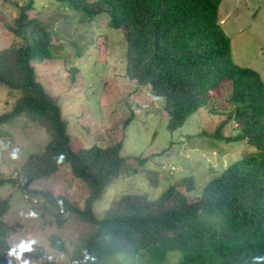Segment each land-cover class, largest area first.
Instances as JSON below:
<instances>
[{
	"label": "trees",
	"instance_id": "1",
	"mask_svg": "<svg viewBox=\"0 0 264 264\" xmlns=\"http://www.w3.org/2000/svg\"><path fill=\"white\" fill-rule=\"evenodd\" d=\"M51 1L55 12L67 5L84 22L108 16L109 27L118 30L125 43V76L160 100L170 131L210 106V112L225 116L213 137L243 141L251 148L246 158L211 178L196 198L190 194L197 179L188 176L182 180L184 189L170 185L155 199L114 195L103 217L96 216L93 203L104 189L133 178L149 159L123 157L120 142L84 148L71 140L60 105L38 82L33 67L36 60L56 59L61 53L65 57L70 48L34 18V1L28 0L11 28L21 44L0 50V84L19 93L0 122L35 115L49 135L42 152L28 155L21 176L31 182L68 166L86 189L83 208L62 196L41 193L58 210V218L68 213L96 227L81 247L78 264H105L116 254L124 255L123 262L110 264H264V82L256 70L232 61L231 40L218 16L222 0ZM221 96L228 110L219 105ZM226 127L232 129L229 137L223 136ZM209 136L202 131L195 137ZM10 183L0 179V187ZM11 197L0 199V264L13 252L9 239L14 230L1 220ZM52 240L56 249L64 250L58 237ZM36 255L30 259L57 264Z\"/></svg>",
	"mask_w": 264,
	"mask_h": 264
},
{
	"label": "rangeland",
	"instance_id": "2",
	"mask_svg": "<svg viewBox=\"0 0 264 264\" xmlns=\"http://www.w3.org/2000/svg\"><path fill=\"white\" fill-rule=\"evenodd\" d=\"M27 1L0 0V50L21 44L11 28L19 17V7ZM33 1L34 18L55 34L60 44L70 48L65 50V57L54 50L56 59L36 60L33 67L38 82L60 105L71 140L84 148L94 143L120 142L123 157L149 159L133 178L104 189L93 203L96 216L103 217L114 195L155 199L170 185L184 189L182 180L188 176L197 179L196 189L190 194L196 198L211 178L250 154L251 148L243 141L226 142L213 137L225 116L210 112V106L200 108L180 129L170 131L160 100L148 87L137 88L125 76V43L122 34L109 27L106 14L84 22L67 5L57 13L51 0ZM218 16L231 40L232 61L256 70L264 82V0H222ZM18 97V91L0 84V116L11 112ZM223 100L221 96L219 105L228 110ZM34 117L24 113L0 122V179L14 183L0 187V199L12 196L9 211L1 217L14 230L9 239L13 252L5 264H41L40 258L30 259L36 254L57 264H78L81 247L96 227L81 223L68 213L58 218V210L41 193L62 196L83 208L86 189L72 177L68 166L31 182L20 175L28 155L42 152L49 141V135ZM130 117L132 121L126 124ZM202 131L210 136L195 137ZM231 131L224 128L223 136H231ZM22 186L26 190L19 188ZM53 237L61 240L63 251L52 245ZM123 260V254H116L105 264Z\"/></svg>",
	"mask_w": 264,
	"mask_h": 264
},
{
	"label": "clouds",
	"instance_id": "3",
	"mask_svg": "<svg viewBox=\"0 0 264 264\" xmlns=\"http://www.w3.org/2000/svg\"><path fill=\"white\" fill-rule=\"evenodd\" d=\"M1 117V116H0Z\"/></svg>",
	"mask_w": 264,
	"mask_h": 264
}]
</instances>
